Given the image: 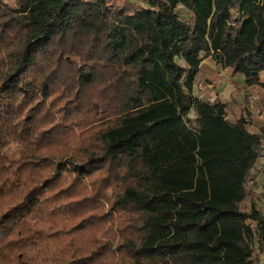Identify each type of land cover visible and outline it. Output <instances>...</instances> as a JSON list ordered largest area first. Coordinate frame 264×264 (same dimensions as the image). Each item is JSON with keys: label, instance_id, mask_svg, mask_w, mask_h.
I'll list each match as a JSON object with an SVG mask.
<instances>
[{"label": "trees", "instance_id": "trees-1", "mask_svg": "<svg viewBox=\"0 0 264 264\" xmlns=\"http://www.w3.org/2000/svg\"><path fill=\"white\" fill-rule=\"evenodd\" d=\"M113 1L0 0V264H264V131L196 94L264 110V0Z\"/></svg>", "mask_w": 264, "mask_h": 264}, {"label": "rangeland", "instance_id": "rangeland-1", "mask_svg": "<svg viewBox=\"0 0 264 264\" xmlns=\"http://www.w3.org/2000/svg\"><path fill=\"white\" fill-rule=\"evenodd\" d=\"M108 1L109 5H115L116 3L113 0H106ZM123 1H129L131 3H136L138 5L142 4L141 0H122V2L119 3V5L123 4ZM204 68L205 73L207 72V78H209V74L211 75V72L216 70L219 73V76L217 79L212 81V84L210 85H217L222 86L218 91H221V94L226 93L227 99L232 103V106L234 107V110L236 114L245 112L246 110L249 111V113L253 116L255 123H257L262 131H264V111H261L260 102L257 101L256 95L250 91L249 88L244 83V78L238 79V76L232 77L229 75L228 71L225 69L220 68L219 65H217L214 61H212L209 58H204ZM211 79V77L209 78ZM261 81H264V73L261 77H259ZM215 83V84H214ZM228 85H239L238 87H231ZM203 87V86H202ZM201 87V88H202ZM198 96H202L203 90H200L201 88L198 87ZM234 88V89H233ZM233 91L230 94L228 92ZM214 90V89H212ZM261 132V131H260ZM246 190H247V200L242 205L245 209H249L252 205H258L262 206L264 205V148L260 151V156L256 164L253 166V168L249 172V176L246 182ZM257 264L261 261L263 256L259 253L257 250V247L255 246V254Z\"/></svg>", "mask_w": 264, "mask_h": 264}, {"label": "crops", "instance_id": "crops-1", "mask_svg": "<svg viewBox=\"0 0 264 264\" xmlns=\"http://www.w3.org/2000/svg\"><path fill=\"white\" fill-rule=\"evenodd\" d=\"M210 59V58H209ZM202 64L204 65V62H202ZM226 70V69H225ZM215 71V70H214ZM213 72V71H212ZM264 73V72H263ZM263 73H261L260 75H259V77H261L262 76V74ZM219 76V73H218V75H217V77ZM238 76V79H240V78H244V77H242V76H239V75H237ZM210 77H212V74L210 75L209 74V78ZM217 77L215 78V80L217 79ZM259 82L260 83H264V81H261L260 79H259ZM215 84V83H214ZM203 86V87H202ZM228 86H231V87H238L239 85H228ZM242 86H245V85H242ZM199 87L201 88L200 90H203V94H202V96H200V98H209V97H212V96H216V97H218L220 100H222L223 102H225V103H227V104H229L230 105V107H231V113L230 114H228L227 116H228V119H232L234 116L235 117H240V116H244L247 112L249 113V111L248 110H246L245 112H242V113H239V114H236V112H235V110H234V107L232 106V103L230 102V101H228V99L226 98L227 97V94L226 93H223V94H221V91H218L220 88H222V86L220 87V86H217V85H199ZM246 87H248V86H246ZM249 88V92L250 91H252L255 95H256V97L258 98V96H257V94H256V89L255 88H253V87H248ZM212 89H214V90H212ZM234 89V88H233ZM233 89H231V91L230 92H228V94H229V97H230V94H231V92L233 91ZM198 91L199 90H197L196 91V94H198ZM259 100V98L257 99V101ZM262 112L264 111V110H261ZM250 114V113H249ZM250 119H252V124L253 123H255V120H254V118H253V116L250 114ZM257 124V123H256Z\"/></svg>", "mask_w": 264, "mask_h": 264}, {"label": "built area", "instance_id": "built-area-1", "mask_svg": "<svg viewBox=\"0 0 264 264\" xmlns=\"http://www.w3.org/2000/svg\"><path fill=\"white\" fill-rule=\"evenodd\" d=\"M213 100H214V98H211L210 99V101H213ZM244 117H246V116L244 115ZM224 118L227 120L228 119V116H225ZM258 264H262V262H259Z\"/></svg>", "mask_w": 264, "mask_h": 264}, {"label": "water", "instance_id": "water-1", "mask_svg": "<svg viewBox=\"0 0 264 264\" xmlns=\"http://www.w3.org/2000/svg\"><path fill=\"white\" fill-rule=\"evenodd\" d=\"M216 58L219 59V55H217ZM253 75L255 76V75H257V73L254 72Z\"/></svg>", "mask_w": 264, "mask_h": 264}]
</instances>
